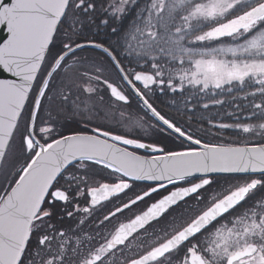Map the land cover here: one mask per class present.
Instances as JSON below:
<instances>
[{"label": "snow or ice", "instance_id": "6c2138e0", "mask_svg": "<svg viewBox=\"0 0 264 264\" xmlns=\"http://www.w3.org/2000/svg\"><path fill=\"white\" fill-rule=\"evenodd\" d=\"M0 25V264H264V143L222 137L264 140V0H0ZM233 91L258 123L185 118Z\"/></svg>", "mask_w": 264, "mask_h": 264}, {"label": "trees", "instance_id": "16d2710c", "mask_svg": "<svg viewBox=\"0 0 264 264\" xmlns=\"http://www.w3.org/2000/svg\"><path fill=\"white\" fill-rule=\"evenodd\" d=\"M100 3H103L104 6H107L108 0H98V6ZM135 9L133 8V13ZM106 14L100 15V19L105 18ZM110 24L109 28L117 23L115 20L109 17ZM132 20V14H129L127 17L123 19L122 28H125L128 26L129 22ZM98 22V21H97ZM94 30V26H85V32L88 34H91L92 31ZM108 28H105L103 31H101L97 39H104V34L106 31H108ZM114 39V38H113ZM85 53L87 54H92L91 50H86ZM246 91L250 89H245ZM219 91V90H217ZM185 95H188V92H185ZM203 94L194 96L191 103L194 105V111L189 112L186 114L187 116L192 117V125L193 127H199L200 124H204L207 126V121L206 120H200V116L204 117H210L212 119H219L223 122L226 123H234V122H241V123H258V120L255 119H248L247 114L251 112V108L248 106L250 102L253 100V97L249 96L245 98L242 93L238 91H233L232 93H221L220 95L215 96L214 98L216 99H221L223 98L224 103L221 105H209V108L204 109L202 108V104L208 102L209 99L213 98L211 93L207 97H204L203 99L201 98ZM178 96L174 95L172 93H165L161 94L158 90L155 91V93L152 95L151 99L152 101H157V100H163V101H173L177 99ZM256 101H259V96L255 98ZM133 100H136L133 98ZM228 113H232L231 116L228 115ZM217 131V130H213ZM222 137L226 139L227 141H243V140H252L254 142H262L264 143V140H261L258 136H248L247 134L243 135H238L237 130L234 129H227L224 130L222 133ZM207 140H210L212 142H219L220 137H212V136H207ZM223 180V177H221Z\"/></svg>", "mask_w": 264, "mask_h": 264}, {"label": "flooded vegetation", "instance_id": "af4514ba", "mask_svg": "<svg viewBox=\"0 0 264 264\" xmlns=\"http://www.w3.org/2000/svg\"><path fill=\"white\" fill-rule=\"evenodd\" d=\"M105 7H107V6H105ZM53 50H55V49H53ZM85 54H87V53L83 52V55H85ZM129 95L131 98V103H130V105H128L126 107V111L133 113V114H136V115H143V112L141 111L140 107L138 106L137 101L133 100V98H135V97L131 93H129ZM152 102L154 103L155 106H157L165 114L172 115V116L176 115L175 110L172 106V101L157 100V101H152ZM68 126L69 127H78V125L72 121H70L68 123ZM193 128L195 129L196 127H193ZM136 132L139 133V135L144 136L146 138H161V137H157L156 134L152 131L145 132L141 129H136ZM139 151L141 152V154L144 153V150H139ZM141 186L142 185H140V184L137 185V187H141ZM237 211H240V209H237ZM68 223H71V222H68Z\"/></svg>", "mask_w": 264, "mask_h": 264}, {"label": "water", "instance_id": "95a60500", "mask_svg": "<svg viewBox=\"0 0 264 264\" xmlns=\"http://www.w3.org/2000/svg\"><path fill=\"white\" fill-rule=\"evenodd\" d=\"M7 38V31L5 25H0V42ZM11 76L8 73L0 71V79H10Z\"/></svg>", "mask_w": 264, "mask_h": 264}, {"label": "rangeland", "instance_id": "374dc122", "mask_svg": "<svg viewBox=\"0 0 264 264\" xmlns=\"http://www.w3.org/2000/svg\"><path fill=\"white\" fill-rule=\"evenodd\" d=\"M81 55H83V53H81Z\"/></svg>", "mask_w": 264, "mask_h": 264}]
</instances>
